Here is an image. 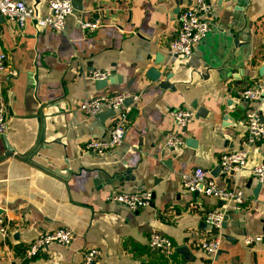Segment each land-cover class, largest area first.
Instances as JSON below:
<instances>
[{
    "label": "crops",
    "instance_id": "1",
    "mask_svg": "<svg viewBox=\"0 0 264 264\" xmlns=\"http://www.w3.org/2000/svg\"><path fill=\"white\" fill-rule=\"evenodd\" d=\"M47 1L25 0L39 15L48 12ZM209 1L210 30L188 56L169 55L167 44L178 13L194 0H83L59 32L30 19L21 28L0 15V43L14 71L0 73L9 105L8 131L0 135V211L9 235L0 238V264H82L91 246L100 248L102 264H264V243H243L245 234L264 232V182L251 173L264 161V139L249 146L243 170L219 167L221 152L242 146L238 91L264 75V0ZM97 16L103 24L94 30L80 27L79 20ZM157 53L162 63L155 64ZM152 66L172 74L173 89L150 79ZM92 67L109 70L110 81L97 87L85 78ZM118 90L138 95L124 104L130 108L123 142L103 154L84 150L86 140L106 136L114 117L101 123L79 102ZM257 105L264 116V97ZM175 106H190L194 116L182 127L185 143L170 148L164 140ZM197 166L246 196L240 209L226 212L213 256L197 244L214 236L205 213L222 200L183 187L181 173ZM147 188L152 200L139 209L105 199ZM62 225L74 231L69 244L51 242L26 254L41 230ZM152 230L172 239L171 256L149 246Z\"/></svg>",
    "mask_w": 264,
    "mask_h": 264
},
{
    "label": "built area",
    "instance_id": "2",
    "mask_svg": "<svg viewBox=\"0 0 264 264\" xmlns=\"http://www.w3.org/2000/svg\"><path fill=\"white\" fill-rule=\"evenodd\" d=\"M47 8L48 12L46 14L39 15L25 0H0V15L16 22L21 28L26 20L30 19L38 26H48L52 30L59 32L64 30L66 18L75 11L71 0H48ZM211 10L212 4L209 0H194L191 5L183 8L178 13L179 27L174 37L167 44L169 55L188 56L191 54L194 45L210 30L211 21L209 20V15ZM79 24L84 31L89 32L103 24V22L97 16L91 19H81ZM262 56L264 58V49L262 50ZM1 72H7L10 75L14 74V71L8 69L7 54L0 43ZM109 76L110 71L100 67H92L85 74V78L93 80L108 78ZM238 97L244 103L245 134L242 146L221 152L219 167L224 173L243 170L249 156V146L257 145L264 139V116L257 105V102L264 97V75L253 78L242 87L238 91ZM127 98L136 100L138 95L128 90H118L86 97L79 102L78 109L87 116H94L103 108L115 110L114 119L105 130L106 136L86 140L83 143L84 150L103 154L123 142L126 122L125 112L130 108L129 105L124 107V101ZM168 115L173 120V127L166 132L164 145L170 148L181 146L185 143L182 127L191 122L194 110L190 106H175L168 110ZM8 117L9 105L6 85L0 81V135L2 136H5L8 131ZM251 173L259 183H263L264 161L255 164L251 168ZM181 182L183 187L189 191L202 192L222 200L221 205L212 206L205 213V221L215 230L214 236L202 239L197 244L198 248L209 256L216 255L220 249L224 216L229 209L238 210L241 208L246 198L244 191L237 184L231 186L218 184L210 173L200 166L182 172ZM105 199L109 202L122 203L129 209L135 210L150 204L152 189L110 192L105 195ZM8 223V217L0 211V238L4 239L9 235ZM73 235V229L66 225L41 230L28 243L26 254L33 255L51 242L69 244ZM243 243L247 246L264 243V232L245 234ZM148 244L164 257L171 256L176 249L172 239L157 230L150 232ZM100 258L101 250L99 247H87L82 253V264H102Z\"/></svg>",
    "mask_w": 264,
    "mask_h": 264
},
{
    "label": "water",
    "instance_id": "3",
    "mask_svg": "<svg viewBox=\"0 0 264 264\" xmlns=\"http://www.w3.org/2000/svg\"><path fill=\"white\" fill-rule=\"evenodd\" d=\"M82 1L83 0H71V3L73 5V8L75 11L81 10L83 8ZM163 61H164V54L157 53L155 60H154L155 64L162 63ZM146 74L150 77V79L157 81L159 87H161V88L162 87H170L172 89L174 88V84L168 82V79L171 77L172 74L170 72H165V70L162 67H158V68H156L154 66L149 67L146 71ZM108 80L110 81V78L96 79L95 84L97 87H102L107 83ZM131 100H132L131 98H127L124 101V104L130 103ZM114 114H115L114 109L103 108L99 112H97L95 114V116L101 121V123H104L106 118L114 116ZM186 141L189 142L190 139L187 138ZM6 148H7V151H9V152L11 151V146H9L7 144V142H6ZM257 187H259V184L256 186V189H257ZM256 189H254V192H256ZM194 192L197 193L198 191H194ZM152 195H153V193H152ZM226 218H227V215L225 214L224 222H225ZM180 247H184V246H180Z\"/></svg>",
    "mask_w": 264,
    "mask_h": 264
}]
</instances>
